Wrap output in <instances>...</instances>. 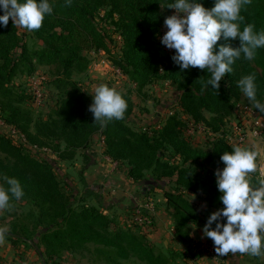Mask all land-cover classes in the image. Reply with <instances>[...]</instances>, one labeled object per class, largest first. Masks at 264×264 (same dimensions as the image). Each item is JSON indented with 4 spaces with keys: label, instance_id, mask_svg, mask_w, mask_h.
Instances as JSON below:
<instances>
[{
    "label": "trees",
    "instance_id": "1",
    "mask_svg": "<svg viewBox=\"0 0 264 264\" xmlns=\"http://www.w3.org/2000/svg\"><path fill=\"white\" fill-rule=\"evenodd\" d=\"M50 2L53 13L45 18L40 29L29 31L14 25L11 18L7 27H0V118L24 136V141H20L8 131H0V182L6 186L5 176L19 179L25 193L19 200L29 199L38 207V216L29 215L34 221L33 230L27 228L20 233L13 228L6 237L14 243L33 244L42 257L40 240L44 241L49 258L61 254L64 249L93 242L102 246L98 249L102 253L122 257L133 253L147 264H170L164 252H155L144 233L133 229L144 230L151 226L134 220L136 206L129 208V225L118 224V228H110L113 220L105 212L110 206L103 203L100 206L76 205L74 196L65 193L54 168L55 160L42 156L40 150L52 151L54 146L61 159H70L78 150H87L95 135L101 134L105 154L112 161L128 167L131 181H150L153 183L150 189L163 190L166 206L172 210L176 234L183 242L192 241L188 226L206 224L209 215L223 207L215 172L224 167L221 155L232 150L224 131L227 116L240 103L242 91L237 81L254 74L257 99L264 101V47L257 50L253 60L245 59L242 54L233 64V71L221 80L219 89H214L206 84L211 75L206 69L181 70L172 59L174 50L164 57L159 54L155 37L161 31L165 16L160 12V5L172 0H72L70 6H65L64 0ZM200 2L211 8L214 0ZM102 9H106L104 17L100 14ZM241 14L244 17L241 28L253 23L256 30L264 29V0H251ZM98 16H101L99 20ZM19 28L24 34L29 32L37 43L32 46L24 43ZM112 33H118L123 41L121 55L113 59V64L139 89L155 81H171L178 92V105L191 120L203 124L205 133L213 136L208 150L193 146L187 139L189 135L185 129L183 131L185 123L177 109L164 125L142 129L130 127L134 102L130 92L122 90L128 101L124 118L113 119L103 126L94 122L93 114L88 110L92 93L83 91L73 82L72 74L87 70L89 59L84 50L110 51L108 45ZM220 43L225 41L221 39ZM232 43L239 46L238 38ZM253 62L262 68L261 72ZM39 64H55L60 68L53 82L61 97L55 111L58 118L35 120L36 131L32 132L33 113L24 106L26 101H33L32 94L15 89L12 81L18 71L32 77ZM106 84L115 86L111 82ZM206 112L212 115L208 117ZM62 144L64 148H61ZM169 151L178 157L173 164L166 153ZM84 157L89 158L86 153ZM250 175L253 182L261 177L257 172ZM171 183L173 190L166 189ZM188 192L198 193L206 201V207L199 209L197 202L187 196ZM44 260V264H48L47 259Z\"/></svg>",
    "mask_w": 264,
    "mask_h": 264
},
{
    "label": "rangeland",
    "instance_id": "2",
    "mask_svg": "<svg viewBox=\"0 0 264 264\" xmlns=\"http://www.w3.org/2000/svg\"><path fill=\"white\" fill-rule=\"evenodd\" d=\"M105 10H100L102 17L105 15ZM175 9L167 7V3H162L160 5V12L166 17L175 13ZM101 16H98L99 20ZM161 27V26H160ZM29 33V32H28ZM24 34V30L19 28V34L22 36L23 42H27L28 45L32 46L37 43V39L33 38L31 34ZM166 33L165 24H163L161 31L156 35L155 42L157 43V48L159 49V54L165 56L170 54L174 49H169L161 43L162 36ZM123 44L122 38L118 33H112L111 42L108 45V51L101 50L99 53H93V51L84 50V54L89 59V65L87 70L82 73H73L72 81L76 82L78 86L83 91L94 94V90L101 83L111 82L118 89L124 92H130L132 100L134 102V110L130 116L129 126L134 129L148 128L150 126H160L164 125L166 119L171 116L170 110L177 109L182 122L185 123L183 126V131L185 129L187 133V122L191 116L187 115L183 108L178 105L177 96L178 92L174 85L169 80L155 81L151 84L144 86L139 89L135 82L129 79V76L124 74V77L119 76L114 68V58L121 55V46ZM39 46V44H38ZM175 51V50H174ZM256 66V63L253 62ZM35 72L32 77H28L26 73L18 71L13 78L12 85L15 89L19 91H27L33 94L36 90L42 93V101L38 104L33 98V101H26L24 106L30 109L33 113V123L31 124V131L35 132V120L47 119L49 117L58 118L56 110L58 109L59 97H61V92L54 85L53 80L59 75L60 68L55 65H37ZM258 71H262L260 66H256ZM71 86H69V89ZM240 103H246L251 105L257 112L258 110L254 107L253 102H251L243 92L240 95ZM264 103V101H262ZM170 105V106H169ZM172 107V109H170ZM169 110V111H168ZM158 112L162 113L161 117H158ZM208 117L212 114L209 112L205 113ZM259 118L264 121V113L258 112ZM188 119V120H187ZM135 120V123H134ZM252 118L246 113L239 112L235 109L234 112L229 114L226 118V129L233 130L234 125H240L242 130L245 132V139L238 140V133L231 132L232 138L229 140L230 144L233 145H248L255 146L258 150L257 158V173L261 176L264 173V133L263 135H256L253 133V121ZM187 121V122H186ZM250 124H245L247 123ZM147 123H150L149 125ZM250 134L254 136H249ZM7 131V130H0ZM98 135V134H96ZM95 135V136H96ZM187 139L195 147H200L204 149H209V141L213 139V136L202 131L201 133L195 132L193 134L187 133ZM45 139V138H44ZM65 145L62 144L61 148ZM56 148L53 146L52 151L41 149L42 156L50 159H54V168L58 175L59 180L65 187V193L67 195L74 196L76 205L80 206L82 204L100 206L101 203H106L110 206V209L105 211L109 218L113 220L110 228H118V224L121 226L129 225V208L131 205L136 204V201L129 197L127 191L111 192L108 190V185L103 192H100L101 187L98 182L86 183L85 191H94L95 195L102 196L101 202H98L95 196H87L84 190L83 181L86 180L84 176V169L91 161V158H79L82 153L78 150L76 155L70 159H61ZM170 164H173L177 160V155L172 152H166ZM3 155V154H1ZM119 164V163H118ZM121 165V164H119ZM122 171L128 169L124 164L119 167ZM147 179H153L148 177ZM83 180V181H82ZM116 179L111 181L115 183ZM119 182L120 180L117 179ZM137 185L134 187L135 195L141 196L143 192L147 193L140 197L136 205L143 204L145 202H150L149 208H144L145 212L152 215L153 222L151 226H147L146 229L142 230L140 228H133L135 230L139 229L141 233H144L148 240L151 241L155 247V252H164L169 259L170 264H231V258L229 254L227 256L211 255L204 249L199 248V245L213 243L212 239L206 237L203 234V227L205 224H200L202 228L197 227V224H190L188 226L189 234L192 237V241L183 242L180 237L176 234L174 229V221L172 217V210H168L166 203L164 201V192L162 189L155 188L150 189V184L148 181L132 182ZM159 183V182H158ZM1 184V182H0ZM146 184L148 188H146ZM156 184V182H154ZM97 185L100 187L97 189ZM83 187V188H82ZM174 185L167 184L166 189L173 190ZM134 191V190H133ZM126 193V194H125ZM131 195H134L131 192ZM187 196L195 200L198 204L199 209L206 207V201L201 200L198 193L188 192ZM204 201V202H203ZM11 207L7 209H0V226H7V233L16 228L17 231L21 233V230H33L34 221L29 218V215L35 214L38 216V207L32 204L29 199L15 200L10 202ZM139 203V204H138ZM173 221V229H171L170 220ZM10 233V232H9ZM27 233V231L25 232ZM194 235V237L192 236ZM39 251L44 253V256H40L37 249L33 244L26 243L24 241H19L14 243L12 239L4 236L3 240H0V264H44V259L48 264H147L145 260H142L138 255L131 253L127 257H122L118 254L109 255L108 253H102L100 250L102 246H98L93 242H86L80 247L75 249H64L61 254L56 255L53 258H49L46 254V246L43 240L39 242ZM252 259L259 260L255 256H250Z\"/></svg>",
    "mask_w": 264,
    "mask_h": 264
},
{
    "label": "clouds",
    "instance_id": "3",
    "mask_svg": "<svg viewBox=\"0 0 264 264\" xmlns=\"http://www.w3.org/2000/svg\"><path fill=\"white\" fill-rule=\"evenodd\" d=\"M250 2L214 0L213 6L207 8L200 0H172L167 7L176 11L164 20L167 31L161 43L175 50L172 59L181 70L206 69L211 74L206 84L219 89L221 80L233 71V64L242 54L253 60L257 50L264 47V29L256 30L253 23L241 28L242 9ZM64 3L70 6L72 0ZM53 10L50 0H0V27H7L11 18L14 25L38 30ZM237 38L239 46H233ZM221 39L225 43L218 44ZM237 84L258 112L264 113V103L257 99L255 75H245ZM91 95L88 110L95 123L103 126L124 118L128 101L117 87L101 83ZM258 155L255 146L233 145L220 157L224 167L217 168L215 176L223 207L212 212L203 227V234L212 239L218 256H264V173L256 182L250 175L257 171ZM3 179L6 186L0 184V209H7L12 200L21 199L25 193L19 179ZM7 231V226H0V240Z\"/></svg>",
    "mask_w": 264,
    "mask_h": 264
},
{
    "label": "crops",
    "instance_id": "4",
    "mask_svg": "<svg viewBox=\"0 0 264 264\" xmlns=\"http://www.w3.org/2000/svg\"><path fill=\"white\" fill-rule=\"evenodd\" d=\"M170 109H172V107ZM157 116L161 117L162 113L158 112ZM246 122L247 123H245V124H249L248 121H246ZM134 123H135V120H134ZM147 124L149 125L150 123H147ZM249 126H250V124H249ZM248 132H249V136H254L253 134H250L249 129H248ZM84 153H86V155H88L91 158V161L88 164V166H86V168L84 169V176H85L86 180H84V181L82 180L83 185H84V188L82 187L83 188L82 190L85 189L87 182L88 183L98 182L99 186L101 187L100 192H103L105 190V188L107 187V185H108V190L109 191L111 190V192L119 191L121 189L122 191H127V193L129 194V197H131V199L134 198L133 200L136 201V204H137L138 200H140V197L144 196L145 192L140 194L141 196L135 195L137 193H135L134 187L137 184L132 183L133 181L130 180L126 170L122 171L121 168L119 169V167L121 165H119L116 161H112L105 154L103 136L101 134H98L94 137L89 148L85 151H82L79 158L80 157H81V159L84 158ZM112 179H116L114 181L115 183H113L111 181ZM117 179H119L120 181L118 182ZM99 186L97 185V189L100 188ZM157 189L158 188H155V191ZM131 192H133L134 195H131ZM85 193L87 195H90V196H92V194H93V196L97 197L100 200L102 198V196H100V195H95L94 191L86 190ZM164 201H165V203L167 201L165 196H164ZM103 204L108 205L106 203H103ZM136 204L131 205L130 207H134V206H136ZM108 206H111V205H108ZM170 223H171V229H173L172 219L170 220ZM196 226L199 228L203 227V226H200V224L199 225L197 224ZM192 236L194 237V235H192ZM246 255L247 254H240V253L231 254V253H229V256L231 258V264H264V256H262L259 260H257V259L255 260L254 258L252 259L251 257L246 256Z\"/></svg>",
    "mask_w": 264,
    "mask_h": 264
},
{
    "label": "built area",
    "instance_id": "5",
    "mask_svg": "<svg viewBox=\"0 0 264 264\" xmlns=\"http://www.w3.org/2000/svg\"><path fill=\"white\" fill-rule=\"evenodd\" d=\"M165 31H167V27L165 26ZM93 53H97V52H93ZM99 53V52H98ZM115 71L116 73L121 76L124 77V72L117 66L114 65ZM33 98L36 102H38V104L42 101V93L39 90H36V92L33 94ZM239 112L242 113H246L249 116H251L253 121V133L256 135H263L264 133V121L261 120V118H259L258 116V112L249 104L246 103H238L237 108H236ZM174 110L170 111V114L173 113ZM187 133L188 134H193L195 132L201 133L202 131H204V126L203 124H198L195 123L193 120H191V118H189L188 124H187ZM0 130H7L10 135H12L15 139H18L20 141H24V136L22 134L21 131H19L18 129L14 128V127H10L4 124L3 120L0 118ZM231 132H235L236 134L238 133V140H244L245 139V132L244 130H242V127L240 125H234L233 130L231 131L225 128V137L228 140H231L232 135ZM150 202H145L143 204H139L136 205V211H135V216H134V220L138 223H142V222H146L148 225H150L153 222V217L152 215L148 214L145 212L144 208H149L150 207ZM199 248L204 249L205 251H207L208 253H210L211 255H216L215 252V246L214 243H210V244H204V245H199ZM223 264V263H221Z\"/></svg>",
    "mask_w": 264,
    "mask_h": 264
}]
</instances>
